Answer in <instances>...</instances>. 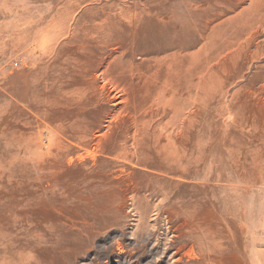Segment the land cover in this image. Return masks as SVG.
I'll return each mask as SVG.
<instances>
[{"label": "rangeland", "instance_id": "374dc122", "mask_svg": "<svg viewBox=\"0 0 264 264\" xmlns=\"http://www.w3.org/2000/svg\"><path fill=\"white\" fill-rule=\"evenodd\" d=\"M0 264H264V0H0Z\"/></svg>", "mask_w": 264, "mask_h": 264}, {"label": "bare ground", "instance_id": "6f19581e", "mask_svg": "<svg viewBox=\"0 0 264 264\" xmlns=\"http://www.w3.org/2000/svg\"><path fill=\"white\" fill-rule=\"evenodd\" d=\"M100 27H101V26H99L98 29H99ZM101 28H102V27H101ZM99 30H100V29H99ZM103 30H104V29H103ZM103 30H102V31H103Z\"/></svg>", "mask_w": 264, "mask_h": 264}]
</instances>
